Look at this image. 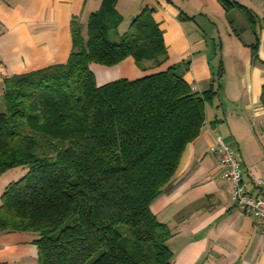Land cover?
Masks as SVG:
<instances>
[{"label": "trees", "instance_id": "trees-1", "mask_svg": "<svg viewBox=\"0 0 264 264\" xmlns=\"http://www.w3.org/2000/svg\"><path fill=\"white\" fill-rule=\"evenodd\" d=\"M116 1L90 14L86 40L72 26L66 62L2 81L0 176L27 170L0 195V233H35L39 264H173L171 231L150 205L174 182L216 88L192 91L178 64L97 85L91 63L167 58L146 7L113 38Z\"/></svg>", "mask_w": 264, "mask_h": 264}, {"label": "crops", "instance_id": "crops-1", "mask_svg": "<svg viewBox=\"0 0 264 264\" xmlns=\"http://www.w3.org/2000/svg\"><path fill=\"white\" fill-rule=\"evenodd\" d=\"M102 0H0V93L6 76L66 62L71 29L87 22ZM152 10L166 48L158 67L128 57L112 66L91 63L97 85L134 80L170 65L185 67L192 91L216 88L205 104L198 137L181 155L174 182L150 205L171 231L166 244L173 264H264V239L258 220L236 208L227 181L220 176L218 154L209 147L216 136L236 153L246 189L260 188L264 174V0H117L122 17L112 33L118 38L142 8ZM254 48V49H253ZM37 235L0 233V264H39Z\"/></svg>", "mask_w": 264, "mask_h": 264}, {"label": "built area", "instance_id": "built-area-1", "mask_svg": "<svg viewBox=\"0 0 264 264\" xmlns=\"http://www.w3.org/2000/svg\"><path fill=\"white\" fill-rule=\"evenodd\" d=\"M209 150L218 154L221 167L220 176L227 181L236 208L251 213L258 220V232L264 239V174L254 178L255 186L261 190L260 194L254 195L246 189L241 165L237 160L235 150L221 136L215 137Z\"/></svg>", "mask_w": 264, "mask_h": 264}, {"label": "rangeland", "instance_id": "rangeland-1", "mask_svg": "<svg viewBox=\"0 0 264 264\" xmlns=\"http://www.w3.org/2000/svg\"><path fill=\"white\" fill-rule=\"evenodd\" d=\"M27 168L25 166L15 167L12 170L5 172L0 176V195L4 187L11 181L18 180L25 172Z\"/></svg>", "mask_w": 264, "mask_h": 264}]
</instances>
